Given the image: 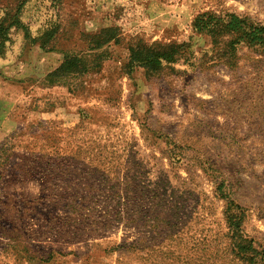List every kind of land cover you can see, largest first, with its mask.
I'll return each mask as SVG.
<instances>
[{
    "label": "rangeland",
    "instance_id": "obj_1",
    "mask_svg": "<svg viewBox=\"0 0 264 264\" xmlns=\"http://www.w3.org/2000/svg\"><path fill=\"white\" fill-rule=\"evenodd\" d=\"M260 28L264 0H0V264H264Z\"/></svg>",
    "mask_w": 264,
    "mask_h": 264
},
{
    "label": "trees",
    "instance_id": "obj_2",
    "mask_svg": "<svg viewBox=\"0 0 264 264\" xmlns=\"http://www.w3.org/2000/svg\"><path fill=\"white\" fill-rule=\"evenodd\" d=\"M260 30H264V28H260ZM108 32H109V31H104V32L102 33V35H101L100 37L97 38V41H99L100 39L105 38ZM262 32H263V31L258 32V34H257V36H256V38H255V41H258V42L261 41V39H262ZM258 42H254V43L257 44ZM105 43H107V40L102 41L101 45H103V44H105ZM101 45H99V46H101ZM71 62H73V60H71V59L66 60V61L60 66V68L58 69V71H56V73L50 75L49 77L51 78V77L55 76V74H57V72H60L61 70H63V69H64L66 66H68Z\"/></svg>",
    "mask_w": 264,
    "mask_h": 264
}]
</instances>
